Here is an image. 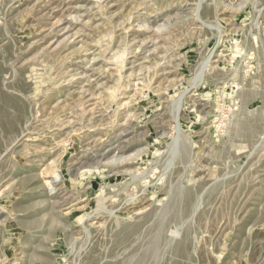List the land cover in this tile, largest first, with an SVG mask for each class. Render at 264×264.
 <instances>
[{"label": "rangeland", "instance_id": "rangeland-1", "mask_svg": "<svg viewBox=\"0 0 264 264\" xmlns=\"http://www.w3.org/2000/svg\"><path fill=\"white\" fill-rule=\"evenodd\" d=\"M0 264H264V0H0Z\"/></svg>", "mask_w": 264, "mask_h": 264}]
</instances>
